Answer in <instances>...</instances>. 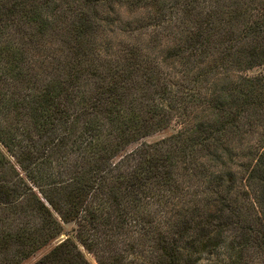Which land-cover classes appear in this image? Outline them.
Wrapping results in <instances>:
<instances>
[{
    "label": "trees",
    "instance_id": "trees-1",
    "mask_svg": "<svg viewBox=\"0 0 264 264\" xmlns=\"http://www.w3.org/2000/svg\"><path fill=\"white\" fill-rule=\"evenodd\" d=\"M70 222L33 264H264V0H0V264Z\"/></svg>",
    "mask_w": 264,
    "mask_h": 264
},
{
    "label": "rangeland",
    "instance_id": "rangeland-1",
    "mask_svg": "<svg viewBox=\"0 0 264 264\" xmlns=\"http://www.w3.org/2000/svg\"><path fill=\"white\" fill-rule=\"evenodd\" d=\"M136 18H138V14H135ZM135 16L133 14H129V12H121V17L124 19L126 18H132L133 20H136ZM144 29V28H143ZM262 71V67H256L251 69L250 71H248L249 74H256L258 72ZM177 129V126L172 123L170 125V127L156 132L150 136L145 137L143 140L147 141V142H152L155 140H158L160 138H163L173 132H175V130ZM133 147V146H131ZM15 227V226H13ZM74 227L75 224L73 222L64 224V233L65 234H61L58 238H56L53 242H51L50 244L40 248L39 250H37L35 253H33L32 255H30V257L20 261L18 264H33L35 261H37L41 256H43L45 253H47L55 244H57L59 241H61L62 239H64L67 236H71L73 237L74 235ZM80 250L82 251L84 257L91 263V264H97L96 260L94 259L93 255L89 252H87L82 246H80ZM218 257L217 254L212 256V260H215ZM219 257H222V255H220ZM205 262V260H203V263Z\"/></svg>",
    "mask_w": 264,
    "mask_h": 264
}]
</instances>
